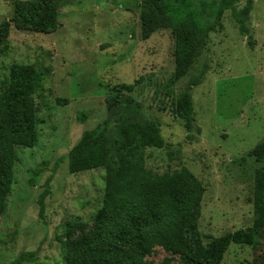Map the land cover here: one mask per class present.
<instances>
[{"label":"rangeland","instance_id":"rangeland-1","mask_svg":"<svg viewBox=\"0 0 264 264\" xmlns=\"http://www.w3.org/2000/svg\"><path fill=\"white\" fill-rule=\"evenodd\" d=\"M16 1L0 0V25L13 17ZM195 1L202 13L200 24H216L219 3ZM247 1L236 3L238 19L243 18ZM138 2L62 0L57 32L34 34L12 28L0 48V94L8 89L15 64L45 75L34 96L38 142L18 150L11 168L12 190L0 219V264H13L22 253L36 255L28 264H68V248L94 231L107 171L71 174L68 155L98 128L108 131L112 167L117 170L123 164L116 146L121 128L157 124L165 148L139 149L133 163L154 176L186 168L201 182L198 228L205 246L253 226L255 175L262 165L250 152L264 141V0H252L244 26L232 10L225 11L202 55L181 80L175 79L171 30L143 40ZM204 72L202 84L191 92L195 122L189 133L177 115V101L189 82ZM119 85L133 90L124 92L111 108L109 96ZM37 169L42 173L35 177ZM144 184L155 187L148 180ZM46 191L41 215L39 201ZM263 257L264 243L257 249L232 244L222 264L257 263ZM146 261L184 264L180 255L158 246Z\"/></svg>","mask_w":264,"mask_h":264},{"label":"trees","instance_id":"trees-1","mask_svg":"<svg viewBox=\"0 0 264 264\" xmlns=\"http://www.w3.org/2000/svg\"><path fill=\"white\" fill-rule=\"evenodd\" d=\"M240 0H216L215 16L218 22L227 10H232L241 26L252 11L248 0L242 10L243 18L236 15ZM62 0H18L14 15L0 25V48L8 41L12 28L34 34H53L60 28ZM141 37L148 40L161 30H171L175 39V79L185 78L205 50L209 34L218 25L200 24L202 13L195 0H139ZM204 73L193 78L177 101V115L193 132L194 103L192 90L203 82ZM44 73L25 65L11 67L8 89L0 94V219L8 208L12 190V165L18 150L33 148L39 139L38 107L34 96L42 89ZM133 86L113 88L108 99L114 107L124 92ZM59 105L66 102L58 100ZM86 116L82 115L85 121ZM116 141L122 166L112 167L109 134L98 128L83 138L68 155L71 174L105 169L108 183L103 205L95 217L94 231L77 245L68 248V264H148L146 257L154 247L166 253L180 255L184 264H222L232 244L259 248L264 243V141L250 156L262 167L256 172L253 204L255 221L252 227L214 238L207 246L199 232L201 203L204 189L201 182L186 168L164 176H154L133 163L137 150L164 149L165 142L155 122L125 125ZM192 138V137H190ZM129 158V160H127ZM135 172V182L130 178ZM42 169L34 171L38 177ZM155 187L148 188L144 181ZM46 191L40 198V213H44ZM33 253H22L13 264H28ZM170 264V262H169ZM264 264V257L260 262Z\"/></svg>","mask_w":264,"mask_h":264}]
</instances>
